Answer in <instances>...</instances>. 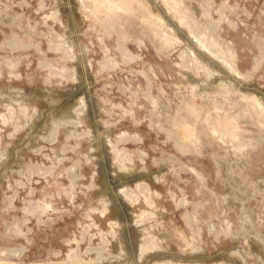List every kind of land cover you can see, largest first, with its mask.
Wrapping results in <instances>:
<instances>
[{
	"label": "rangeland",
	"instance_id": "obj_1",
	"mask_svg": "<svg viewBox=\"0 0 264 264\" xmlns=\"http://www.w3.org/2000/svg\"><path fill=\"white\" fill-rule=\"evenodd\" d=\"M109 1L0 0V264H264V0Z\"/></svg>",
	"mask_w": 264,
	"mask_h": 264
},
{
	"label": "bare ground",
	"instance_id": "obj_2",
	"mask_svg": "<svg viewBox=\"0 0 264 264\" xmlns=\"http://www.w3.org/2000/svg\"><path fill=\"white\" fill-rule=\"evenodd\" d=\"M110 1H111V0H110ZM110 1H109V2H110ZM111 2H112V1H111ZM23 110H24V109H23ZM13 113H14V112H13ZM14 114H15V113H14ZM15 115H16V114H15ZM12 117H13V116H12ZM13 119H14V118H13ZM10 120H11V119H10ZM17 120H18V119H17ZM217 120H218V119H217ZM221 126H222V125H221ZM78 177H79V176H78ZM78 177H77V178H78ZM69 188H70V187H69ZM62 189H63V188H62ZM70 191H71V190H70ZM153 244L157 245L156 242H153Z\"/></svg>",
	"mask_w": 264,
	"mask_h": 264
}]
</instances>
